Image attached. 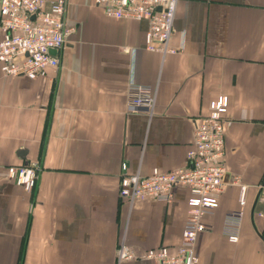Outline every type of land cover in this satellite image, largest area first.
<instances>
[{"label":"crops","instance_id":"obj_1","mask_svg":"<svg viewBox=\"0 0 264 264\" xmlns=\"http://www.w3.org/2000/svg\"><path fill=\"white\" fill-rule=\"evenodd\" d=\"M65 18L74 31L58 69L35 81L0 71V264H118L121 241L138 255L175 250L188 191L176 189L171 203H131L119 195L122 168H185L196 122L220 96L229 99L230 182L204 218L199 264H264V0H179L171 46L183 51L174 55L147 49V22L107 17L95 0H68ZM131 82L155 89L152 113L129 109ZM27 162L41 167L31 192L7 171ZM242 187L232 244L226 220Z\"/></svg>","mask_w":264,"mask_h":264},{"label":"built area","instance_id":"obj_2","mask_svg":"<svg viewBox=\"0 0 264 264\" xmlns=\"http://www.w3.org/2000/svg\"><path fill=\"white\" fill-rule=\"evenodd\" d=\"M68 0H1L0 71L7 78H45L60 65L59 54L74 29L66 25ZM179 0H95L107 17L116 20L147 22L146 47L151 52L174 55L183 51L171 46ZM155 89L131 82L127 103L131 110L152 113ZM229 99L220 96L209 104V113L196 122L193 146L187 152V166L173 171L155 169L150 175L128 174L123 165L119 195L131 203L153 201L171 203L175 190L188 191V219L180 245L171 250L162 246L138 255L124 241L117 248V263L149 260L156 264H199L196 246L199 236L208 230L206 216L219 208L220 198L230 182L225 158V121ZM8 176L28 192L39 181L41 167L27 162L8 168ZM238 182L233 178L232 184ZM264 187V186H263ZM247 189L242 187L239 209L226 220L225 233L232 244L239 242L241 221L247 204Z\"/></svg>","mask_w":264,"mask_h":264},{"label":"water","instance_id":"obj_3","mask_svg":"<svg viewBox=\"0 0 264 264\" xmlns=\"http://www.w3.org/2000/svg\"><path fill=\"white\" fill-rule=\"evenodd\" d=\"M263 186H264V183H263ZM261 193H262V189H261V191H260V193H259V195H258V197H257V200L255 201L254 206H253V208H252V212H253V213H254V211H255L256 204H257V202H258V199H259L260 196H261Z\"/></svg>","mask_w":264,"mask_h":264}]
</instances>
